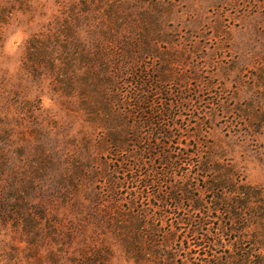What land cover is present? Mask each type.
Wrapping results in <instances>:
<instances>
[{
  "label": "rangeland",
  "instance_id": "1",
  "mask_svg": "<svg viewBox=\"0 0 264 264\" xmlns=\"http://www.w3.org/2000/svg\"><path fill=\"white\" fill-rule=\"evenodd\" d=\"M0 191V264H264V0H0Z\"/></svg>",
  "mask_w": 264,
  "mask_h": 264
},
{
  "label": "trees",
  "instance_id": "2",
  "mask_svg": "<svg viewBox=\"0 0 264 264\" xmlns=\"http://www.w3.org/2000/svg\"><path fill=\"white\" fill-rule=\"evenodd\" d=\"M0 194H2L1 191H0ZM2 200L3 199L0 200V210L4 211L6 208H8V206H6L5 203H3L4 201L2 202ZM157 201H159L160 203H164L165 202L163 198H159V199H157ZM20 202H21V200H20ZM7 203H9V202L7 201ZM12 203H13V205H17L19 202L17 200H14ZM42 215H43V212L40 211V213H38L36 215H33V216H35V218L34 217L33 218L34 219H40L42 217ZM7 218H9L7 211L3 212L0 215V221L1 222L2 221H6ZM189 222L193 223L190 220H189ZM105 223L109 224V221L105 222ZM201 225H205V223H203V222L202 223H198L197 229L199 227H201ZM116 226H117V224H116ZM123 227H127V224H124ZM198 241L199 242H204L203 243L204 244L203 248L206 246L205 248L209 249L210 245H213L210 241H208L209 243H207L205 241V236H201V239L198 240ZM196 247L199 248V247H201V245L198 244V245L195 246V248ZM66 263H69V264H109L107 262V260H64V261L63 260H44V264H66ZM165 263H169V261L162 260V264H165ZM169 264H172V263H169ZM173 264H175V263H173ZM181 264H224V263H222V262L220 263V262H218V260H197V262H191V260H184V261L181 262ZM225 264H227V263H225ZM230 264H251V263L249 262V260H233V262L230 263Z\"/></svg>",
  "mask_w": 264,
  "mask_h": 264
}]
</instances>
